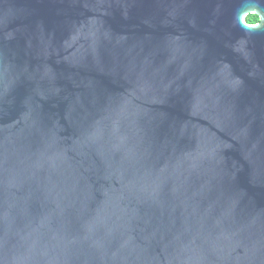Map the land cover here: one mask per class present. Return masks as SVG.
I'll use <instances>...</instances> for the list:
<instances>
[{"label": "water", "instance_id": "1", "mask_svg": "<svg viewBox=\"0 0 264 264\" xmlns=\"http://www.w3.org/2000/svg\"><path fill=\"white\" fill-rule=\"evenodd\" d=\"M0 264H264V0H0Z\"/></svg>", "mask_w": 264, "mask_h": 264}, {"label": "trees", "instance_id": "2", "mask_svg": "<svg viewBox=\"0 0 264 264\" xmlns=\"http://www.w3.org/2000/svg\"><path fill=\"white\" fill-rule=\"evenodd\" d=\"M258 19V15L256 14H250L249 17H248V21L249 23H255Z\"/></svg>", "mask_w": 264, "mask_h": 264}, {"label": "flooded vegetation", "instance_id": "3", "mask_svg": "<svg viewBox=\"0 0 264 264\" xmlns=\"http://www.w3.org/2000/svg\"><path fill=\"white\" fill-rule=\"evenodd\" d=\"M260 22H261L260 18L258 17V19H257V21L255 23L257 24V23H260Z\"/></svg>", "mask_w": 264, "mask_h": 264}]
</instances>
